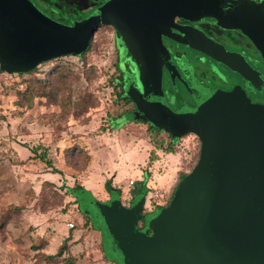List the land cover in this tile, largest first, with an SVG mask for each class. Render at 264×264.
Listing matches in <instances>:
<instances>
[{
    "label": "water",
    "instance_id": "1",
    "mask_svg": "<svg viewBox=\"0 0 264 264\" xmlns=\"http://www.w3.org/2000/svg\"><path fill=\"white\" fill-rule=\"evenodd\" d=\"M177 18L239 32L264 60V0H105L71 24L46 16L32 0H0V68L28 72L59 57L82 56L101 25L113 26L134 119L177 139L195 134L201 145L167 206L146 213L144 193L127 206L115 191L105 201L76 191L101 232L105 255L115 264H264V103L241 85L200 87L196 105L171 109L163 66L176 68L163 35L226 64L246 86L264 87V71Z\"/></svg>",
    "mask_w": 264,
    "mask_h": 264
},
{
    "label": "rangeland",
    "instance_id": "2",
    "mask_svg": "<svg viewBox=\"0 0 264 264\" xmlns=\"http://www.w3.org/2000/svg\"><path fill=\"white\" fill-rule=\"evenodd\" d=\"M93 39L84 57H59L32 74L0 73V264H63L56 254L70 234L68 253L77 264H113L103 257L101 233L84 235L66 188L80 182L105 201L112 196L110 184L130 205L148 170L147 213L169 201L168 186L199 159L200 140L188 134L177 140L179 152L159 150V159L148 165V125L133 121L134 111L121 114L133 105L116 104L110 84L117 61L114 32L104 26ZM39 79L47 80L50 93L23 96L30 87L40 88ZM250 94L264 103V87L250 88ZM110 116L116 117L113 131ZM69 221L76 222L72 232Z\"/></svg>",
    "mask_w": 264,
    "mask_h": 264
},
{
    "label": "flooded vegetation",
    "instance_id": "3",
    "mask_svg": "<svg viewBox=\"0 0 264 264\" xmlns=\"http://www.w3.org/2000/svg\"><path fill=\"white\" fill-rule=\"evenodd\" d=\"M32 2L39 11L51 19L63 24H71L73 20L88 16L105 0H32ZM176 22L190 27H199L207 35L222 43L227 49L242 54L258 69H261L260 67L264 65V60L258 49L239 32L212 23L192 22L183 18H177ZM104 26L101 25L98 29ZM111 27L114 32L117 62L119 64L120 54L116 32L114 27ZM163 41L171 53L176 68V72H173L166 64L163 66V89L166 100L174 111L196 105V101L202 97L201 88L231 91L236 85H241L246 89L248 96L257 101L251 96L250 88L257 89L258 87L246 86L244 79L226 64L218 62L210 55L167 35H163ZM123 203L127 206L131 205L124 202V200Z\"/></svg>",
    "mask_w": 264,
    "mask_h": 264
},
{
    "label": "trees",
    "instance_id": "4",
    "mask_svg": "<svg viewBox=\"0 0 264 264\" xmlns=\"http://www.w3.org/2000/svg\"><path fill=\"white\" fill-rule=\"evenodd\" d=\"M105 26L106 27H109L108 25H105ZM93 37L91 39V45H90L89 50L86 51L82 55V57H84L87 53H89L92 50V48H93V41H94ZM39 67H40V65L37 66L36 68H34L33 70L28 71V72L13 73V74H25V73L32 74V73H35ZM57 67H54L53 69H56ZM0 73H7V72L3 71L0 68ZM38 81L42 83L41 86H40V88L38 90H35L34 89V91H32V87L29 86L30 89H27L24 92H22L23 96L29 95L30 96L29 99L30 100L31 99L33 100V97H35L36 93L38 95H45V94L50 93V91L48 90L49 84H48L47 80L39 79ZM110 84H111V86L113 88V94H115L116 97H117V99L115 101L116 104H124V105L132 104L133 105V107L131 109H126L121 114H123L126 111L127 112L128 111H131V112L134 111L136 109L134 102L127 95H125V93H124L122 70H121V68H120V66H119V64H118L117 61L115 63V71H114L113 75L111 76V83ZM52 90H53V87H52ZM115 118L116 117L110 116L111 122H110V127L109 128L112 131L117 129V127L114 126V122H113V120ZM133 121H135L136 123H139V122L146 123L148 125V131H149V134H150L148 140H149L150 144L152 145V149H151V153H150L148 165H150L155 160L159 159V154H158V151L159 150H162L165 153H174V152L179 151L178 150L179 149L178 148L179 145H177V140L178 139L172 137V135L169 134L168 132H166L164 129L155 127V126L151 125L149 122H146L143 119H133ZM199 155H200V152H199ZM42 159L44 161H47L48 160L47 157H46V154H44V153L42 154ZM190 171H188V172H190ZM188 172L181 171L179 173V181ZM150 176H151V173L148 170L145 171V178H144V180L139 181L137 183L139 185V187H136L132 191L133 194H134V197H136L141 192H143L144 194H146V193H148V192L151 191V188H148L147 182H146L147 179L150 178ZM179 181H178L177 185L179 184ZM177 185L173 188V191H172V193L170 195L169 201L166 204H162V205L155 206V208L153 210H155V209H157L159 207H162V206H167L170 203V201L172 200V198L174 196V192H175V190L177 188ZM107 189L109 190L110 193L114 192V190H113V188L111 187L110 184H108ZM78 190H86V189H84V187H82V184L80 182H76L75 185L72 186V187L71 186H68L66 188V194L67 195H71L74 198V202L77 205L76 206L77 207V210L79 211L80 215L82 216V220H83L82 221L83 222L82 225H83V228H85L84 229L85 230L84 231V235H86V233H88L89 231H91V230H97V229L95 228L94 222L92 221L91 217L89 215L85 214L82 211V209H81L80 200H79L78 195L76 194V191H78ZM15 209L18 210V211H20L22 209V207L21 206H16ZM74 223H75L74 224V227H69L70 230H71V232L74 230V228H76V222H74ZM141 226H143V222H141ZM71 236H72V234H70L67 238H65L64 242L61 244V246L59 247V249L57 251V254H56V257H58L59 259H61V261H63V264H77L78 263L77 256L75 254L68 253V248H69V245H70L69 244V241L71 240ZM71 245H72V243H71ZM100 245H101V249L103 251V257L105 258V260H107L110 263L115 264V262L110 261L107 258V256L105 255L102 242H101ZM66 254H67V256H66Z\"/></svg>",
    "mask_w": 264,
    "mask_h": 264
},
{
    "label": "crops",
    "instance_id": "5",
    "mask_svg": "<svg viewBox=\"0 0 264 264\" xmlns=\"http://www.w3.org/2000/svg\"><path fill=\"white\" fill-rule=\"evenodd\" d=\"M148 142H149V140H148ZM150 143V142H149ZM152 146V145H151ZM179 147V146H178ZM151 149H152V147H151ZM162 151V150H161ZM177 152H179V151H177ZM160 151H158V154L160 155ZM165 153V152H164ZM174 153H176V152H174ZM167 154V153H166ZM183 159V158H182ZM180 173V172H179ZM179 178V177H178ZM179 181V180H178ZM178 181L173 185L172 183H171V185L170 186H168V188L167 189H169V191L170 190H173V188L176 186V184L178 183ZM129 185V184H128ZM173 185V186H172ZM131 191H132V189H131ZM150 201V203H151V200H149ZM151 205V204H150ZM85 231V230H84ZM97 231H99V230H97ZM90 232H92V230L91 231H89L88 233H86V234H90ZM100 232V231H99ZM101 233V232H100ZM69 236V235H68ZM101 238H102V235H101ZM102 242V241H101Z\"/></svg>",
    "mask_w": 264,
    "mask_h": 264
},
{
    "label": "built area",
    "instance_id": "6",
    "mask_svg": "<svg viewBox=\"0 0 264 264\" xmlns=\"http://www.w3.org/2000/svg\"><path fill=\"white\" fill-rule=\"evenodd\" d=\"M133 183H134V180H131L130 184L132 185ZM74 224H75L74 221H69L67 225L68 227H74Z\"/></svg>",
    "mask_w": 264,
    "mask_h": 264
}]
</instances>
